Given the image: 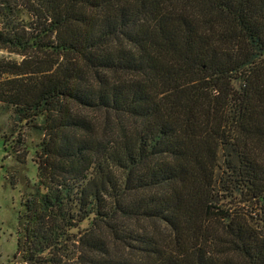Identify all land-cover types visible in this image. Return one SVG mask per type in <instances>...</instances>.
Masks as SVG:
<instances>
[{
  "label": "trees",
  "instance_id": "16d2710c",
  "mask_svg": "<svg viewBox=\"0 0 264 264\" xmlns=\"http://www.w3.org/2000/svg\"><path fill=\"white\" fill-rule=\"evenodd\" d=\"M0 51L23 264H264V0H0Z\"/></svg>",
  "mask_w": 264,
  "mask_h": 264
},
{
  "label": "rangeland",
  "instance_id": "374dc122",
  "mask_svg": "<svg viewBox=\"0 0 264 264\" xmlns=\"http://www.w3.org/2000/svg\"><path fill=\"white\" fill-rule=\"evenodd\" d=\"M0 56L8 54L0 51ZM42 138L39 129L16 124L11 112L0 115V264H23L21 257L16 258L22 230L20 217L24 213L23 201L37 182L34 150ZM221 186L218 189L222 203L237 201ZM88 225L84 223L81 229Z\"/></svg>",
  "mask_w": 264,
  "mask_h": 264
}]
</instances>
